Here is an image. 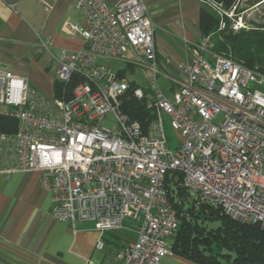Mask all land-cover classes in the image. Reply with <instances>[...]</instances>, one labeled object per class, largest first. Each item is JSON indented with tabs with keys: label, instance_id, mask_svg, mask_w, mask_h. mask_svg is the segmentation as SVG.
<instances>
[{
	"label": "built area",
	"instance_id": "1",
	"mask_svg": "<svg viewBox=\"0 0 264 264\" xmlns=\"http://www.w3.org/2000/svg\"><path fill=\"white\" fill-rule=\"evenodd\" d=\"M70 1L88 24H68L83 37V48L55 49L50 37L38 34L37 51L47 55L62 85L55 97L0 69V105L19 120L17 132L0 133V172H41L54 216L73 226L92 221L98 251L107 232L127 229L128 219L137 222L136 238L116 254L119 264H163L173 253L179 221L164 183L169 170L182 172L198 205L264 229V74L214 52L209 35L177 64L180 76L166 71L164 88L144 0ZM202 1L220 15V30L231 28L225 17L237 5L226 11ZM233 22L235 30L243 26ZM129 55L148 72V82L134 91L155 115L146 130L123 112L129 84L106 64ZM164 114L181 135L176 152L167 148Z\"/></svg>",
	"mask_w": 264,
	"mask_h": 264
},
{
	"label": "crops",
	"instance_id": "2",
	"mask_svg": "<svg viewBox=\"0 0 264 264\" xmlns=\"http://www.w3.org/2000/svg\"><path fill=\"white\" fill-rule=\"evenodd\" d=\"M107 1L114 5L121 0ZM144 2L154 23L159 77L165 78L166 71L180 76L177 64L192 58L195 44L204 38L199 27L204 2ZM68 24L88 27L85 16L70 0H0V69L26 78L47 97H55V68L48 67L45 53H38V34L50 37L55 49H82L83 37L70 31ZM131 59L129 55L128 61H117L125 66L115 71L128 84L144 86L126 77L128 68L139 66ZM53 207L51 192L41 184V172H0V264H86L88 259L92 264H119L116 254L136 238L131 230L135 238L128 236L126 229L107 232L105 249L98 251L100 234L92 221L79 220L73 226L57 219ZM163 264L199 263L172 253L163 258Z\"/></svg>",
	"mask_w": 264,
	"mask_h": 264
},
{
	"label": "trees",
	"instance_id": "3",
	"mask_svg": "<svg viewBox=\"0 0 264 264\" xmlns=\"http://www.w3.org/2000/svg\"><path fill=\"white\" fill-rule=\"evenodd\" d=\"M229 11L237 0H209ZM226 19L228 17H225ZM221 17L207 3L200 13L199 27L203 37L212 36L214 52H228L231 58L244 66L264 74V31L243 30L232 34L220 30ZM75 82L69 86L71 89ZM61 84L55 80L58 92ZM141 87L131 82L122 98V110L131 119L139 121L146 130L154 113L145 99H138L134 91ZM19 120L8 111H0V133H15ZM183 174L169 170L164 176L170 202L178 215L179 228L173 242V253L180 254L199 264H262L264 263V229L259 224L243 223L226 214L210 216L192 200L182 185ZM218 220L212 226L209 220Z\"/></svg>",
	"mask_w": 264,
	"mask_h": 264
},
{
	"label": "rangeland",
	"instance_id": "4",
	"mask_svg": "<svg viewBox=\"0 0 264 264\" xmlns=\"http://www.w3.org/2000/svg\"><path fill=\"white\" fill-rule=\"evenodd\" d=\"M261 1V2H259ZM239 11L234 12L232 18L228 17L227 22L228 26L231 28L228 29V32L232 34L241 33L243 30L252 31L259 30L264 31V0H237ZM234 20H242L243 26L239 29H233ZM226 56L232 57L228 52H218ZM106 64H109L114 70L120 69L125 66L123 62H117L113 60H108ZM148 72L141 66H134V68L127 69L126 77L129 80H135L138 83L146 84L148 82ZM159 84L166 88L169 85V82L166 78L159 77ZM8 107L0 105V111H8ZM164 131L167 139V148L172 151H178L181 135L171 124V120L168 115H163ZM208 223L212 226L218 225V220H209ZM125 226L127 227L125 232L128 236L135 238V235L131 234L134 232L132 229L137 226V222L128 219L125 221ZM130 230L132 232H130ZM124 231V230H123ZM122 231V232H123ZM135 233V232H134Z\"/></svg>",
	"mask_w": 264,
	"mask_h": 264
},
{
	"label": "water",
	"instance_id": "5",
	"mask_svg": "<svg viewBox=\"0 0 264 264\" xmlns=\"http://www.w3.org/2000/svg\"><path fill=\"white\" fill-rule=\"evenodd\" d=\"M202 207L209 213L210 216H215V215L220 216L221 215V212L218 209H213L209 203H203Z\"/></svg>",
	"mask_w": 264,
	"mask_h": 264
}]
</instances>
